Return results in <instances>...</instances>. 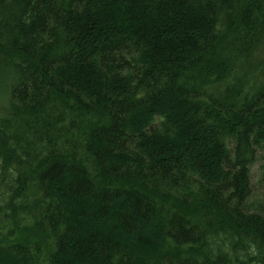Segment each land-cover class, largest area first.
<instances>
[{
    "label": "trees",
    "instance_id": "1",
    "mask_svg": "<svg viewBox=\"0 0 264 264\" xmlns=\"http://www.w3.org/2000/svg\"><path fill=\"white\" fill-rule=\"evenodd\" d=\"M264 0H0V264H264Z\"/></svg>",
    "mask_w": 264,
    "mask_h": 264
},
{
    "label": "rangeland",
    "instance_id": "2",
    "mask_svg": "<svg viewBox=\"0 0 264 264\" xmlns=\"http://www.w3.org/2000/svg\"><path fill=\"white\" fill-rule=\"evenodd\" d=\"M252 185L253 196L250 200V206L255 212H262L259 205L264 200V150H259L258 158L252 167Z\"/></svg>",
    "mask_w": 264,
    "mask_h": 264
}]
</instances>
